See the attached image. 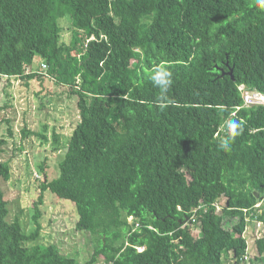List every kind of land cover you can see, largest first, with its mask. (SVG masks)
<instances>
[{"label": "trees", "instance_id": "16d2710c", "mask_svg": "<svg viewBox=\"0 0 264 264\" xmlns=\"http://www.w3.org/2000/svg\"><path fill=\"white\" fill-rule=\"evenodd\" d=\"M161 61L173 73L164 109L148 78ZM46 77L66 89L79 121L59 174L47 179L38 166L39 202L48 191L75 205V227L92 244L84 264H245L246 230L264 226V105L243 98L264 94L255 0H0V111L16 81ZM231 118L244 128L225 151ZM10 175L0 160V180ZM7 206L0 187V264H80L38 242L39 208L25 233ZM254 240L250 259L264 264V237Z\"/></svg>", "mask_w": 264, "mask_h": 264}, {"label": "rangeland", "instance_id": "374dc122", "mask_svg": "<svg viewBox=\"0 0 264 264\" xmlns=\"http://www.w3.org/2000/svg\"><path fill=\"white\" fill-rule=\"evenodd\" d=\"M61 21L66 23L62 25ZM60 24L63 28L61 39L66 42L70 36L71 22L63 18ZM40 62L35 61L33 69ZM14 84L11 107L0 111V118L10 121L3 122L0 131V136L6 142L0 152V160L8 161L11 168L10 179L0 180L8 205L7 220L11 222L17 218L23 231L29 233L37 227L34 215L39 208L38 221L41 227L38 242L45 245L55 243L62 253L73 255L80 264H84L92 254V244L89 233L75 227L78 217L75 205L48 191L42 193V201L39 202L42 175L46 173L47 179H51L59 174L58 165L65 152L67 139L79 121L73 108L74 101L68 99L65 88L49 77L42 83L30 80L28 85L19 81ZM23 127L31 134L24 136ZM36 133L45 134L47 139ZM53 133L58 136L56 143ZM42 162L44 173L38 170ZM218 209L220 214L222 207ZM253 226L246 230L248 248L245 264H253L251 259L256 255L255 237H264V229ZM192 232L195 235L198 233L195 228ZM36 242L31 240L27 244ZM137 249L142 250L143 247L138 246ZM95 264L105 263L99 259Z\"/></svg>", "mask_w": 264, "mask_h": 264}, {"label": "clouds", "instance_id": "9594fccd", "mask_svg": "<svg viewBox=\"0 0 264 264\" xmlns=\"http://www.w3.org/2000/svg\"><path fill=\"white\" fill-rule=\"evenodd\" d=\"M255 5L261 10H264V0H255ZM66 21H61V24H65ZM173 73L170 71V66L166 62H159L152 66L148 78L152 82L153 86L160 90L158 107L164 109L167 104V92L173 83ZM244 128V121L231 118L224 121L222 131L225 135L220 139L218 147L222 150H229L231 143L234 142Z\"/></svg>", "mask_w": 264, "mask_h": 264}, {"label": "built area", "instance_id": "2783aa9c", "mask_svg": "<svg viewBox=\"0 0 264 264\" xmlns=\"http://www.w3.org/2000/svg\"><path fill=\"white\" fill-rule=\"evenodd\" d=\"M243 98H244V106L259 105V104L264 105V94L263 93H260L258 91H255L254 90V91L245 92L243 94ZM259 206H260V203H258V204L255 205V207H259ZM218 208H220V206L219 205H216L217 211H219ZM248 218L249 217H247V219ZM127 219H128L129 222H132L133 221V217H131V216L128 217ZM136 226H138V225L136 224ZM256 226H257V228H260V229L263 228L264 229V226L260 222H257L256 221ZM142 250H138V251H142Z\"/></svg>", "mask_w": 264, "mask_h": 264}, {"label": "water", "instance_id": "95a60500", "mask_svg": "<svg viewBox=\"0 0 264 264\" xmlns=\"http://www.w3.org/2000/svg\"><path fill=\"white\" fill-rule=\"evenodd\" d=\"M230 72H231V70H230Z\"/></svg>", "mask_w": 264, "mask_h": 264}]
</instances>
